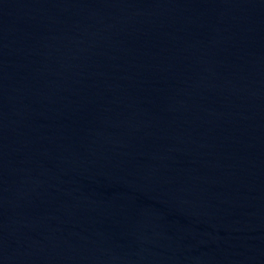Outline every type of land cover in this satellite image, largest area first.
Masks as SVG:
<instances>
[{
    "label": "water",
    "instance_id": "water-1",
    "mask_svg": "<svg viewBox=\"0 0 264 264\" xmlns=\"http://www.w3.org/2000/svg\"><path fill=\"white\" fill-rule=\"evenodd\" d=\"M0 264H264V0H0Z\"/></svg>",
    "mask_w": 264,
    "mask_h": 264
}]
</instances>
